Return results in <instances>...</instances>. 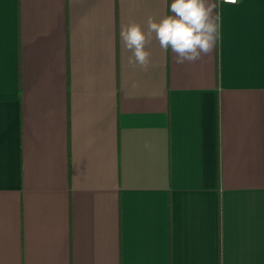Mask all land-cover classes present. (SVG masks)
I'll list each match as a JSON object with an SVG mask.
<instances>
[{"label": "crops", "instance_id": "crops-1", "mask_svg": "<svg viewBox=\"0 0 264 264\" xmlns=\"http://www.w3.org/2000/svg\"><path fill=\"white\" fill-rule=\"evenodd\" d=\"M169 3L0 0V264H264V0L131 64Z\"/></svg>", "mask_w": 264, "mask_h": 264}, {"label": "clouds", "instance_id": "clouds-1", "mask_svg": "<svg viewBox=\"0 0 264 264\" xmlns=\"http://www.w3.org/2000/svg\"><path fill=\"white\" fill-rule=\"evenodd\" d=\"M236 4L237 0H170L161 18H147L146 30L136 22L122 26L120 38L131 53L129 62L147 67L151 56L147 49L153 40L165 53H174L178 64L201 59L222 38L227 6Z\"/></svg>", "mask_w": 264, "mask_h": 264}, {"label": "built area", "instance_id": "built-area-1", "mask_svg": "<svg viewBox=\"0 0 264 264\" xmlns=\"http://www.w3.org/2000/svg\"><path fill=\"white\" fill-rule=\"evenodd\" d=\"M239 2V0H237V3Z\"/></svg>", "mask_w": 264, "mask_h": 264}]
</instances>
